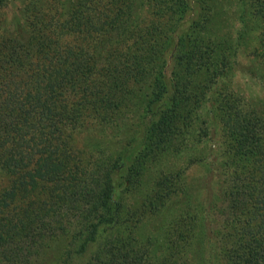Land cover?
I'll use <instances>...</instances> for the list:
<instances>
[{"label":"trees","instance_id":"trees-1","mask_svg":"<svg viewBox=\"0 0 264 264\" xmlns=\"http://www.w3.org/2000/svg\"><path fill=\"white\" fill-rule=\"evenodd\" d=\"M7 1L0 0V7ZM23 1L27 2L21 11L24 23L14 30H0V174L14 178L10 188L19 183L14 174L24 160L16 155L29 139L31 142L25 147L33 146L31 158L36 150L41 156L36 158L34 166L26 161L23 165L28 167L21 176L27 177L34 187L41 184L45 192L51 189V183L59 185L61 190L68 189L69 182L62 180L68 164L64 155L68 148L64 145L69 144L73 131L87 130L83 128V114L91 112L110 125L121 124L122 112L128 111L133 95L150 86L152 98L146 101L140 124L143 138L155 134L173 143L192 122L193 110L201 105L203 90L212 82L209 80L225 73V69H219L218 61L212 63L209 51L198 42L197 19H191L192 3L208 6L210 0H146V4L143 0H70L58 8L62 12L56 20H52L55 8L50 5L59 0ZM248 2H255L258 14L264 11V0ZM143 5L147 16L139 19ZM204 10L201 8L199 13ZM184 24L187 26L183 27ZM199 24L204 22L199 21L198 28ZM68 34L74 35L73 44L65 46L66 55L60 59L59 37ZM261 41L264 46V39ZM199 73L206 77L196 86L192 77ZM232 98L241 100L238 96ZM228 100L229 97L225 103L217 104L219 116L231 121L229 136L246 150L247 158L260 155L252 161L244 160L248 169L264 157V110L260 107L246 110L244 105L228 104ZM88 107L93 110H86ZM113 174L114 170L110 169L102 179L92 181L96 193H90L94 202L87 208L97 213L99 223L93 226L81 253L88 244L96 242L97 226L119 217V207H114L117 206L115 192L120 186ZM28 186L23 189L27 190ZM16 193L8 195L10 200L15 199ZM62 194L57 192L55 201ZM232 194L229 195L235 207L245 209L241 208L239 213L251 208L248 202H242L243 192L236 190ZM8 196L0 194V264H28L31 258L35 257L34 261L46 254L25 249L31 245L48 248L42 246L43 235L36 233L42 225L38 220L44 219L36 215L35 209L22 215L16 205L9 206ZM231 219L227 218L226 225L242 224ZM249 221L254 219L249 216L245 224L248 231L252 229ZM236 234L228 236L236 237ZM217 235L213 238L215 251L221 255L223 264H264V242L260 239L247 233L248 242L240 243L241 246L227 245V239L217 242ZM243 239L238 237L236 241ZM107 247L111 249L112 245ZM22 251L28 253L23 256ZM112 255L107 258L108 264H134L135 259L123 247ZM186 257L184 252L179 262L190 264ZM170 262L168 257L159 264ZM145 264H158V261Z\"/></svg>","mask_w":264,"mask_h":264},{"label":"rangeland","instance_id":"rangeland-1","mask_svg":"<svg viewBox=\"0 0 264 264\" xmlns=\"http://www.w3.org/2000/svg\"><path fill=\"white\" fill-rule=\"evenodd\" d=\"M69 1L50 5L55 8L52 20L62 12L58 8ZM143 2L146 4V0ZM26 3L8 0L0 7V30H14L24 23L21 11ZM192 5L191 19H197L195 36L209 51L212 63L218 61L219 69H225V73L209 80L212 82L203 90L201 105L193 110L192 122L173 143L155 134L143 138L140 124L146 101L152 98L150 86L133 95L128 111L122 112L121 124L110 125L91 112L83 114V128L87 130L73 131L69 144L64 145L68 148L64 153L68 164L62 180L69 182L68 189L61 190L51 183V189L45 192L41 184L34 187L27 177L21 176L28 167L23 164L28 161L34 166L41 156L35 149V157L31 158L33 146L25 147L31 142L29 139L16 155L24 160L14 174L19 183L10 188L14 178L0 174V194L12 196L17 192L15 199L6 197L9 206L16 205L22 215L35 209L36 215L44 219L38 220L42 225L36 233L43 235L42 246L48 248L31 245L25 249L46 254L34 261L35 257L31 258L28 264H108L107 258L122 247L131 253L134 264L150 260L159 264L168 257L171 264H182L179 261L184 252L190 264H223L215 251L216 233V241L227 239V245L244 244L250 236L264 242V157L248 169L245 167V159L252 161L260 155L247 158L246 150L229 136L231 121L219 116L217 104L225 103L229 97L228 104L264 110V11L258 14L255 2L250 4L248 0H210L208 6ZM201 8L205 9L202 14ZM146 12V6H141L139 19L146 18ZM199 21L204 24L198 28ZM73 37H59L60 59L66 55L65 46H72ZM170 67L166 70L167 79ZM205 77L203 73L194 75V85ZM231 96L241 100L234 101ZM57 156L59 159V153ZM110 169L120 186L115 192L114 207H119V217L97 226L96 242L88 244L81 253L93 226L99 223L97 213L87 208L94 202L90 193H96L92 181L102 179ZM60 185L63 186L62 181ZM236 190L244 193L240 198L251 207L245 213H239L243 207L236 208L230 198L229 194ZM57 192L65 195L55 201ZM249 216L254 219L249 221L250 231L245 226ZM227 218L238 219L242 224L230 227L226 225ZM231 233H237L236 237L228 236ZM238 237H244V241L237 243ZM110 244L111 249L107 247ZM28 252L22 251V255Z\"/></svg>","mask_w":264,"mask_h":264}]
</instances>
